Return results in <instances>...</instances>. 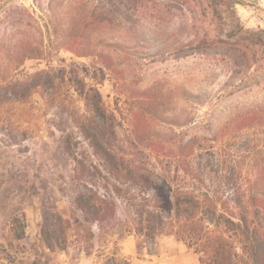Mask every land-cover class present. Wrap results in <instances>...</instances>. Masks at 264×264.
Wrapping results in <instances>:
<instances>
[{"label":"rangeland","instance_id":"374dc122","mask_svg":"<svg viewBox=\"0 0 264 264\" xmlns=\"http://www.w3.org/2000/svg\"><path fill=\"white\" fill-rule=\"evenodd\" d=\"M48 1L0 0L2 69L7 10L25 8L32 25H43ZM89 6L114 27L136 32L125 50L104 48L100 60L53 46L13 73L12 82L29 80L12 88L21 98L0 81V264H201L175 237L143 240L124 225L132 217L125 191L140 189L132 163L149 153L136 132L159 130L142 119L156 108L191 121L190 130H164L165 139L182 132L184 140L208 138V119H229L227 152L236 171L264 174V34L258 31L264 0L236 2L240 24L259 33L243 55L211 42L229 29L207 0H90ZM83 194L113 202L114 217L107 212L97 222L91 208L81 211L75 198ZM262 256L264 264V249Z\"/></svg>","mask_w":264,"mask_h":264},{"label":"trees","instance_id":"16d2710c","mask_svg":"<svg viewBox=\"0 0 264 264\" xmlns=\"http://www.w3.org/2000/svg\"><path fill=\"white\" fill-rule=\"evenodd\" d=\"M207 1L216 9L222 26L229 29L225 39L218 34L211 40L213 44L228 45L242 55L247 46L257 45L254 37L259 33L245 29L237 18L238 0ZM89 2L49 0L48 19L43 25H32V17L25 8L7 10V64L3 69L0 65V81L7 94L22 97L12 88L27 86L28 77L12 82L13 73L26 60L48 56L53 46L65 47L77 57L101 60L104 48L122 51L127 41L135 39L134 30L114 27L108 17L90 11ZM258 31L264 34V29ZM107 67L115 69L112 63ZM119 74L123 76L124 70H119ZM244 80L240 79V86L245 85ZM156 110L142 119L149 120V124L154 122L159 130L136 132L139 145L149 153L132 163L135 167L132 181L140 189L137 194L125 191L132 217L125 219L124 225L143 240L154 241L162 235L175 237L199 255L201 264L263 263L264 174L249 176L236 171L227 152L230 120L221 124L214 120V124L208 119L207 130L211 132L208 138L193 136L184 140L182 132L165 139L164 130L173 132L174 127L190 130L191 121L168 114L167 109ZM138 117L136 114L135 118ZM111 158L107 151L105 160L111 162ZM75 204L81 211L85 206L91 208L97 222L106 220L101 216L104 213L115 215L113 202L105 197L83 194L75 198Z\"/></svg>","mask_w":264,"mask_h":264}]
</instances>
